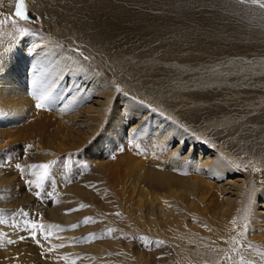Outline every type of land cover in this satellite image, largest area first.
Returning a JSON list of instances; mask_svg holds the SVG:
<instances>
[{
  "label": "bare ground",
  "instance_id": "1",
  "mask_svg": "<svg viewBox=\"0 0 264 264\" xmlns=\"http://www.w3.org/2000/svg\"><path fill=\"white\" fill-rule=\"evenodd\" d=\"M32 1L36 5L37 3L41 4L42 10L61 27L59 31L63 30L65 32V36L61 38L63 41L69 39L71 42H68V44L79 42L78 44L81 47L86 48L96 57L101 59L106 57L110 63L123 56L136 66H139V63L144 64V68H148L150 71L161 66L158 68L169 75L171 73L181 74L184 81H201V83L196 82L194 84L184 82L188 86L220 84L223 82L222 79L235 77L232 76V72L235 74L239 67L245 69L242 68L245 63H251L250 65L253 67L260 63L257 60L252 63V61H246L247 59L232 58L235 54L248 50L264 52V22L261 21L264 19V11L256 8L257 12L255 11L254 14L258 16L229 14V9L233 5L227 3L228 5L223 6L222 2L226 4L223 0H217L220 2L217 5L221 7L220 11L215 8L216 11H209V9L200 10V12L185 10L182 13L173 12L171 14L165 11L166 9L149 6L139 0ZM190 1L196 2L199 0ZM13 4L12 0H0V20L7 21V23L0 24V28H3L2 31L5 33V35H0V50H12V53L4 58L2 64H0V164L2 165L6 160L5 156L3 158L1 156L4 155L3 152L17 149L20 147L19 141L24 139L32 141L37 155L40 154L43 160H49L50 157H53L52 155H56L57 152H54V149L59 148L61 152L63 149L61 143L56 141L55 146L49 140L52 133L47 131L48 138L43 137V134L47 124L50 126L52 121L57 124L63 120L65 128L62 136L68 138L67 141L74 144L70 145L69 148H75V145L85 138V140L90 139L86 148H83L82 153H75L71 157L73 162L87 161V163H92L91 173L96 177L94 179L100 180L102 184L111 189L110 193L114 201L111 202L112 199L108 198L107 200H110V203L106 204V208L116 210L115 212L118 210V214L102 213L101 211L97 213L92 206L89 210L91 216L93 215L96 219V225L98 227L105 226L104 228L107 229L105 233L111 232L115 235L140 233L148 235L154 230L166 231L167 234H171L170 236L176 235L185 238L186 241L191 238L192 233L198 232L197 234H199L201 231L199 226H196L197 223L195 225L191 223V226L188 227L190 223L187 225L185 220L187 214L196 215L200 219H204V221H201L198 218L201 222L212 223L213 230L219 234L218 241L214 245L216 247L214 253H198L200 257L210 262L219 258L217 264H231L228 260L233 264H250V262L264 264V258L257 259L254 248L262 249L263 247L264 249V233L258 234L264 228V225L256 224V222L264 223V93L262 95L260 93L253 98L249 97L247 100L242 99L248 106L250 113L244 115L242 123L238 122V130H235L234 133L231 129L234 130L236 127L235 121L237 119L233 117L235 114L231 115L229 112H225L227 110H220L217 107L218 104H213L211 98L204 92L199 90L197 92L188 86L182 89L180 85L176 87L177 89L173 87V94H177L178 97L177 103L187 106L188 110H184L182 107L179 108L177 104L178 110L170 113L165 111L167 107L157 108L153 111L152 108H155L156 105L153 102L154 100L144 99V105H138L128 99V95L136 96V93L141 91L135 88L133 94V86L125 80L124 87L119 86L124 92L118 94V100H116L122 104V109L117 110L115 108L113 116L115 120H111L105 126V129L98 133L99 124L103 121L102 116L99 115V113L102 114L101 106L106 96L111 95L114 89L105 90L106 83L103 77L99 76L85 62L46 33L31 30L26 36L19 35L16 25H23L15 19ZM249 7L255 8L253 5ZM247 11L251 14L254 10L252 12L250 9ZM13 20L16 21V25L13 24ZM7 32L11 34L10 37L7 36ZM17 35L20 36L19 38H23L15 42ZM33 49H35V53H33ZM261 65L263 66L264 62H261ZM225 68H229L231 71L227 72V70H224ZM37 70H39L38 74L34 75ZM263 73L264 69L262 68L258 74ZM68 76H71V80L67 79ZM80 77H82V80ZM186 77H188V80H185ZM84 81L89 83L83 84ZM82 84L83 87L79 91L76 87H72V85ZM50 85L53 86L54 96L51 107L47 109L36 108L35 99L31 95L32 90L39 89L43 91L48 89ZM65 85H69V87L66 88ZM239 86L232 85L231 87L240 90ZM262 86H264L263 83ZM223 88L228 89L229 87ZM95 93L106 96L96 100L94 99ZM235 100L237 101V97L233 101ZM85 103H88V106L85 107L90 108L88 111L85 110L87 112H85V117H82L79 122L71 120L76 119V115L80 113L79 111L78 114L75 112L78 109L77 105L84 106ZM94 104H98L96 109L93 107ZM149 105H151V108L148 107ZM84 108H81V110ZM61 109L65 110L62 111ZM160 112L164 114H160ZM87 116L91 120L87 119ZM138 118L141 119L138 121ZM134 119L137 120V124H134L136 121ZM177 121H187L189 124L197 125L198 130H206L204 132L206 141L199 142L197 135L187 136V129L178 127ZM73 125L80 128L73 129ZM136 129L139 130L135 131ZM81 133L86 136L84 139ZM130 139L136 141L138 146L151 147L153 150L157 145L160 146L164 153H167V156L169 155L173 159V162L200 164L204 169L201 172L203 177L200 180L191 179L187 180L188 182H182L174 166H171L169 171L157 170L149 173L145 171L144 173L140 170V182L149 191L146 196H142V200L135 206L136 211L138 212L140 208H143L142 204H147V199L151 201L147 204V215L141 216L140 213L143 211L132 213L129 208L125 209V206L122 205V200L125 199L124 196L127 192L125 191L124 195H120V193L125 187L121 186V190H116L115 187H110L111 185L107 181L112 169L118 167V165L111 167L112 163L119 158L117 155L119 153L118 148L121 149L122 146L127 145ZM209 139L214 142H210ZM43 140L46 144L43 143ZM17 143L19 145L15 147ZM172 147H175V149L171 150ZM195 148L198 150L197 154H195ZM128 149L130 148H126V150ZM184 149L185 151L182 153ZM186 149L188 150L186 151ZM131 150L134 149L131 147ZM205 153L207 155L202 156ZM134 154L137 156V153ZM68 156L65 155V157ZM141 165H143V162H140L139 166ZM255 169H259V171ZM237 171L243 172L244 177L242 176V179L240 177L235 178L238 176ZM36 173L42 174V170ZM13 175L14 172L3 171L0 177V186L2 185L6 189L3 184L11 179L10 185L16 187L18 179ZM233 176L235 180L227 181L228 178ZM222 180L227 181L223 183L224 189L234 188L235 192L231 190L230 194L221 200L218 207L211 208V206V209H208L206 208L209 207L208 205L203 210L202 204L198 205L196 200L204 204L203 199L205 197L197 191L196 193L201 197L191 199L193 203H191L190 208L186 207L188 210H181L182 206L181 208L179 206V203L181 205L182 202L179 197L183 195V192L180 191L181 188L182 191L194 193L199 182L202 183V187L208 185L212 188L217 181ZM172 187L177 188L173 189ZM178 187L181 194L176 190ZM156 188L166 189V193L163 194L160 190L157 191ZM137 190L141 194L142 187L137 188ZM2 191H4L3 188L0 189V196H2ZM241 198L251 199V202L245 201V212L239 203ZM138 206L139 209L137 210ZM50 212L52 213V210ZM156 212L158 213L154 214ZM202 215H207V218ZM73 217L71 213H67L64 219L68 221L72 220ZM157 218L160 219L161 223L156 222ZM254 224L256 225L255 228L253 227ZM110 229L112 231H109ZM4 230L5 227L0 226V235ZM74 231V228L68 232H62L60 229L53 231L55 233L54 239L59 245H63V247L56 246L55 248L58 250L55 252L54 264H119L117 260L122 259V255H124L120 254L123 247L119 243L120 239L119 242L116 241L117 245L108 242L93 243L90 249L85 248L83 253H78L80 247ZM225 233H231V235L226 236ZM21 237L26 238L24 234ZM196 237V244L207 238L205 236L202 241V237L198 235ZM4 238L6 236H2L3 240ZM20 238L16 237V239ZM172 238L176 240L174 237ZM252 241L257 242V245L251 244ZM109 242L113 241L110 240ZM174 242H178V240ZM187 243L190 245L189 242ZM176 244L173 245L175 248ZM113 245L116 246V254L110 253ZM15 247L17 254H14L15 257L12 255L10 263L20 264L25 258L17 257V255L29 254L27 251L30 249L23 250L22 245L18 243ZM109 258L116 260L112 263L109 262ZM171 260L173 262V258L170 257L169 261ZM209 261L208 263L199 264H209ZM28 262H32L30 264H48L39 261L38 258H33ZM172 262L170 264H174ZM187 264L194 263L188 261Z\"/></svg>",
  "mask_w": 264,
  "mask_h": 264
},
{
  "label": "rangeland",
  "instance_id": "2",
  "mask_svg": "<svg viewBox=\"0 0 264 264\" xmlns=\"http://www.w3.org/2000/svg\"><path fill=\"white\" fill-rule=\"evenodd\" d=\"M139 1H142L143 3H147L149 6H154L157 8L159 7V9H163V10L166 9L165 11L169 12L170 14L173 12L182 13V12H185V10L186 11L189 10L193 12L195 11L200 12V10L205 11L208 9L209 11H216V10L220 11L221 10V7L217 6L220 4V2H218L217 0H213V1L212 0H199L196 2H193L190 0H139ZM223 1L226 2V4L222 2L223 6L228 5L227 3L233 5L229 9L230 10L229 14H233V15L238 14V15H243V16H247V15L248 16H258L254 14L257 12L256 8L259 10H262L256 6H254L255 8L249 7L251 5L240 3L239 0H223ZM12 2L14 3L13 6H14V13H15V6H16L17 0H12ZM24 2H25L27 13L30 19L28 21H20L18 18L15 17V19H17V21L21 23L23 27L29 28L31 30H37L40 32H44L50 37H52L56 42H58L59 44L67 48L69 51L75 54L80 60L85 62L86 65H88L99 76L103 77L106 83L105 90L109 91V89H112V90L114 89L111 95H107V96L105 95L106 96L105 99H108V100L104 99L103 105L101 106V109H100L102 110V114L99 113V115L102 116L103 121L102 123L99 124V127L97 129L98 133L101 132L103 129H105V126L109 122H111V120L112 121L115 120L113 119L114 110L122 109L121 107L122 104L118 103L116 100H118V94L124 92V90L120 89V91L117 92L116 86L121 85L124 87L125 80H127V83H129V85L133 86L132 88L133 94L135 93V90H136L135 88L141 91V92L138 91L139 93H136V96L131 95V94L128 95V99L131 100V102H134L135 104H138V105H144V102H145L144 99L150 100V101L154 100L153 102H155L156 105H155V108H152L153 111L156 110L157 108L161 109L162 107H167L165 111H167L168 113L178 110L177 108L179 105V103H177L178 97H177V94H173L174 88L177 89L176 87L179 85L181 86V89L185 86H188L185 83H192V84L196 82L201 83V81L199 80L198 81H193V80L184 81V78L183 76H181V74L171 73V75H169L168 73H165L160 68H158L161 66L155 67L153 68L152 71H150L148 68H144L145 66L144 64L139 63V66H136V64L132 63L131 61L129 62L126 59V57H123V56L119 57V59H116L111 63L106 57L102 59L99 57H96L93 53L89 52L86 48L84 49V47H81L78 44L79 42L78 43L75 42L76 44L74 42L68 44V42H71L69 39H67L66 41H63L61 37L65 36L64 34L65 32L63 30H61V32L59 31L61 27L57 25L55 22H53L50 19L49 15L44 10H42L41 4L37 3L36 5L32 0H24ZM236 3H239V4H236ZM247 8H249L251 12L253 10L254 11L251 14H249L250 12L247 11L249 10ZM261 21L264 22V19ZM2 30L3 28L2 29L0 28V35H5L4 31ZM7 36L10 37L11 34L7 32ZM19 37H20L19 35L15 37L16 38L15 42H17L19 39L22 40L23 37L22 38H19ZM77 47L80 48L82 55H78L75 52V49ZM83 57H87L88 59L85 61L83 60ZM221 57L224 58L223 56ZM234 57L240 58V59L243 58L244 60L247 59L246 61H252V63L254 62V60H257V62L260 61V63L264 62V52L257 51V50H248L245 52L237 53L232 58ZM260 63L256 64V66L254 67L250 65L251 63L250 64L245 63V65L242 66V68H245V69H241V67H239L238 71L235 74L232 72L233 74L232 76H235V77H230V79L229 78L222 79L223 82L220 84L212 83L209 86L206 84V85H195V86H188V87H191L192 90L195 89V91L197 92L200 91V92H204L205 94H207L209 98H211V101L213 104H218L217 107H219L220 110L222 111L227 110L225 112H229L231 115L235 114L233 117L237 119L235 121L236 127L234 130L231 129L232 132L235 133V130L236 131L238 130L237 126L239 125V123L243 122L244 115L250 113L248 106L245 104V101H243L242 99L244 98L245 100H247L249 97L253 98L260 93H261L260 95L264 93V86H262V83L264 84V73L258 74L260 73V69L262 68L264 69V65L260 66ZM229 68L228 69L225 68L224 70H227V72L229 70L231 71V69ZM154 70L155 72H153ZM248 74L249 75L252 74V75L249 76ZM185 80H188V77H186ZM232 85L234 86L240 85L239 86L240 90H237V89L235 90V88L231 87ZM223 87H229V88L227 89ZM148 93L150 94V96ZM230 93L232 96L230 95ZM105 96H103L102 94L95 93L94 99L96 100L98 98L101 99V98H104ZM235 97H237V101L236 100L233 101ZM239 97L241 98L240 100H239ZM106 101L107 103H105ZM85 106H88V103H85L84 106L77 105L78 109L75 112H77V114L79 112L80 113L76 115L77 120L76 119H71V120H73L74 122L76 121L79 122L82 119V117L84 118L87 113L86 111H88V109L90 110V108H86ZM150 106L151 105H149L148 107ZM93 107H95L96 109V107H98V104H94ZM181 107L184 110L185 109L188 110L187 106L179 105V108ZM81 108H84V109L81 110ZM110 108H111V111H110ZM160 114H164V113L160 112ZM141 118H138V121ZM87 119L91 120L90 118H88V116H87ZM58 123L56 124L55 122L52 121L50 126L47 124L46 126L47 128L45 127V133L43 134V137L45 136V138H48L47 136L48 132L52 133L51 134L52 136L49 138L50 142H52L55 145V142L57 141L61 143V146H62L61 148H63L61 152L59 151V148H57V150L54 149V152H57V154L52 155L53 157L52 158L50 157L49 160L48 159L43 160L40 157V154L37 155V152L35 151L32 145V141H28L26 139H24L23 141H19L20 143L19 142L18 143L20 145L18 143L17 145H15V147L18 145L20 146L17 149L16 148L11 149L10 152L6 151V152H3L4 155H1L2 158L3 156H5L6 160L5 162H3L2 165L0 164V177L3 171L9 170L10 173L14 172L13 176L17 177L18 182H17V186L13 187L10 185L9 182H11V179H9V181L7 180L6 183L3 184L5 185L6 189L2 185H1L2 187L0 186L1 187L0 189L2 190L3 188L4 190L2 191L3 192L2 196H0V226L5 227V230L0 235V264L1 263L11 264L10 263L11 257L13 256L15 257V255L17 254L15 250L16 249L15 246L17 243L22 245L23 250L30 249L27 251L29 254L17 255V257L20 256V258H25L24 261L20 262V264H23V263L30 264L32 262H28V260H32L33 258H38L39 261H43L48 264H54L55 252L56 250H58L55 248L57 245H59V243L54 239L55 233L53 231L55 229H60L62 232H68V231L73 230V227H71V225H78L77 227L74 228L75 238L77 239L78 246L80 247V251H78V253H83V251H85L84 250L85 248L90 249L93 243L102 244L103 242H108L110 244L114 243L117 245V242L120 241L119 243L121 247L123 245V247L125 248L122 247L120 251V254L121 255L124 254V255H122V259L117 260L119 261V264H163V263L170 264V262H172V260L169 261L170 257L173 258L172 263L174 264H177V263L187 264L188 261L190 263L193 262L194 264L208 263L209 260L206 261L203 257H200V254L198 253L213 254L214 253L213 251L216 248L214 245H216L218 241L219 234H217L218 233L217 231L213 230L212 223L206 224V222H201L202 220L204 221V219H200L199 216H196V215L187 214L188 216L186 215L185 217V220L187 221V225L190 223L188 227L191 226V223H193V225L197 223L196 226H199V228L201 229L199 234H197L198 232L192 233L195 236L192 235L191 238H188L187 240L189 241L187 240L185 241V238H182L176 235L170 236L171 234L170 235L167 234L166 231L163 232V231H155V230L148 235H144L140 233H135L132 235H126V234H121V235L116 234L115 235L114 233H111V232L105 233V231L107 230L106 228H104L105 226L98 227L95 222L94 223L93 222L82 223V221L87 217H93L94 220L96 221L95 217L93 215L91 216V214L89 213L90 206L94 207L97 213L98 211L99 213L101 211L102 213L108 212L110 214H113V213L118 214V210L117 212H115L116 210H109V208L108 209L106 208V206L110 203V200L112 199L111 200L112 202L114 201V198L111 196V193H110L111 189L108 186H105L104 184H102L100 180L94 179L96 177L93 176V174L91 173L92 163L90 162L87 163V161L73 162V160L71 159V157L75 153L80 154L83 152L84 150L83 148H86V145L88 144V141H90V139L85 140L86 136L81 133L83 139L84 138L85 139L83 141H79L80 142L78 143L79 145L76 144L75 148H69L70 145H74V144L71 143L70 141L68 142L67 141L68 138H64V136H62L64 133V128H65L63 120L59 121ZM134 124H137V120L135 121ZM73 126H74L73 129L75 128L76 130L80 128L75 125ZM177 126L180 128H184V129L186 128L187 136L197 135L198 137L197 140H199V142H201L202 140L206 141L205 140L206 136H204V132H206V130L205 131L201 129L198 130L199 127L197 125L195 126V124L193 123L189 124L187 121L186 122L177 121ZM53 135H55L57 138L59 137L60 140L57 139ZM209 140L210 142L211 141L214 142L211 139ZM43 143L46 144L44 140H43ZM133 143L134 145H132ZM28 145H32V147L29 148ZM136 145H137L136 141H134L133 139H130L128 144L125 146H122L121 148L125 150L121 151L120 148H118V152H119L117 154L119 157L117 160L118 162L115 161L117 163L114 162L111 165L112 168L114 167V165L116 166L118 165V167L112 169L111 171L112 173H110V176L108 175V179H107L108 184L111 185L110 187H115L116 190H121L120 189L121 186L125 187V189L123 190L124 192L121 191L120 193V195H124L123 193H125V191L127 192V194L125 193L126 196H124L125 201L122 200V205L125 206V209L129 208L132 211V213L136 211L135 206L138 204L140 200H142V196H146V194H148V191H149V189L146 186H145L146 188L145 189L143 187V184L140 182L141 181L139 179L141 177L140 172H139L140 170H142V172L144 173L145 171L149 173V172H153L157 170L158 171H169V168L171 166H174L176 167L175 171L178 174L179 179L182 182H188L191 179L200 180V178L203 177L201 172L204 169L202 168L200 164H196V163L195 164L194 163L180 164L177 162H173V159L169 155L167 156V153L165 154L164 150H162V148L158 145L157 147H155L154 150L151 147L150 148L146 146L143 147L142 145H139V147L136 148L135 147ZM131 147L134 150H131ZM126 148H130V149L126 150ZM174 149L175 147L171 150H174ZM187 150L188 149H186V151ZM195 150H196L195 154H197L198 150L196 148ZM66 151L67 153H65ZM184 151L185 149L182 151V153ZM134 153H137V156ZM149 154L150 156H148ZM65 155H67L68 157H65ZM206 155H207L206 153L202 154V156H206ZM50 160H56L57 164L52 169V175L48 179L44 180L41 183V186L38 188L36 185L38 182H40V178H37V177H40L41 174H37L36 172H38L40 169H33L30 166L32 164L45 163ZM140 162H143V165L139 166ZM16 164H20L21 168L17 169L15 167ZM236 174H238V176L235 178L240 177L242 179L244 177L242 171H237ZM109 177H110V180H109ZM235 178L234 176L230 177L227 179V181L232 180V179L235 180ZM227 181L226 180L217 181L215 186L212 188L208 187V185L203 186L204 187L203 188L201 185L202 183L199 182L198 183L199 185H197V188L195 189L194 193L182 191L183 189L182 188L180 189L178 187V189H176L177 192L180 194L181 192H183V195H180L179 197L182 200L181 205L179 203L180 208L182 206L181 210L182 209L184 211L188 210V208L186 207L190 208L192 205L191 203H193L191 199L193 198L199 199L201 195L205 197L203 199L205 201L204 204L203 202L201 203L199 200H196V203H198V205L202 204L201 207L203 210H205L206 208L211 209V208L218 207L221 203V200L224 199V197L228 196L231 190L235 192L234 188L224 189L225 186L223 185V183ZM140 187H142L141 194H139V191L137 190V188H140ZM172 188L174 189L177 187H172ZM10 189L11 190L14 189V190L11 191ZM179 189L181 192L179 191ZM159 190L163 194L166 193V189L158 188L157 191ZM197 191L199 194H201L200 196L199 194L196 193ZM209 191H212V192H209ZM36 192H40L39 197L36 195ZM108 198L109 199L111 198V199L107 200ZM216 198H217V203H216ZM241 199L239 203L243 211L245 212V208H246L245 201L251 202V199H243V198ZM257 199L259 200V198ZM102 200H105V201H102ZM150 201L151 200L148 201L147 199L146 203L149 204ZM155 202L159 204L156 200ZM147 204H142L143 208H140V209H139V206H140L139 205L137 208V210L139 209V211L138 212L136 211V213L143 211L142 213H140V215L141 214H142L141 216L147 215L148 214ZM208 205L209 207H206ZM50 210H52V213L50 212ZM67 213H71L74 216L72 220L67 221L66 219H64ZM157 213L158 212L154 214H157ZM202 216L207 218V215H202ZM96 218H99V217H96ZM198 218L201 221L198 220ZM32 221H35L36 223H42L46 226H52V227H46V230L44 233H41L39 229H36L35 231L37 235L34 238L30 234L32 232V229L28 227L29 222H32ZM156 222L161 223L160 219L158 220V218L156 219ZM256 224L264 225V223H257V222ZM209 226H211L212 228ZM255 226L256 225L254 224L253 227L255 228ZM203 229L206 231H204ZM98 230L99 231L101 230V231L99 232ZM7 232L8 234H6ZM19 233L22 235H20ZM201 233L202 235L200 236ZM260 233H264V228L260 232H258V234ZM23 234L24 236H26V238L21 239L20 237L23 236ZM89 234H95L96 238L90 237ZM196 234L199 237H202L201 238L202 241L205 236L207 237L206 239H204L203 241L204 243L201 242L199 244H196L197 243ZM228 235L230 236L231 233L226 234V236ZM2 236H6V238H4L5 241L2 239ZM16 237H19L20 239H16ZM172 237H174L176 240H173ZM194 239L196 240L194 241ZM9 240H12L14 242L9 243L8 242ZM110 240L113 242H109ZM177 240L178 242H174ZM37 241H39V243H37ZM158 241H162L163 243L158 244L157 243ZM187 242H189L190 245H188ZM175 244H176V248L173 246ZM251 244L257 245V242L252 241ZM258 244H261V243H258ZM115 247H116L115 245L112 246L110 253H113V254L117 253V251L115 250ZM254 248H255L257 259L264 258L263 247L262 249L261 248L258 249L257 247H254ZM49 249H52V250L49 251ZM101 249L103 248L101 247ZM88 254H93V253H88ZM189 256L190 257L192 256V257L190 258ZM186 257H189V258H186ZM113 260L114 258H111V259L109 258V262L114 263L116 259L114 261ZM217 260H212L213 263L212 261L211 262L209 261L210 262L209 264L211 263L217 264ZM179 261L181 262L183 261L184 263L183 262L181 263ZM228 261L231 264H233L230 260Z\"/></svg>",
  "mask_w": 264,
  "mask_h": 264
},
{
  "label": "snow or ice",
  "instance_id": "3",
  "mask_svg": "<svg viewBox=\"0 0 264 264\" xmlns=\"http://www.w3.org/2000/svg\"><path fill=\"white\" fill-rule=\"evenodd\" d=\"M240 3H244V4H250L256 7H259L260 9L264 10V0H239ZM14 16L16 18H18L20 21H28L30 19L28 13H27V8L25 5L24 0H17L16 6H15V13ZM7 23L6 20H0V24H4ZM13 24L16 25V21L13 20ZM19 35L21 36H26V34L31 31V29L20 26V25H16ZM75 52L78 55H82L81 50L79 47H77L75 49ZM12 53V50L9 49L7 51L4 50H0V64H2L4 58L8 57L10 54ZM33 53H35V49H33ZM87 57H83V60H87ZM37 73H34V75H37ZM67 79L71 80V76H68ZM80 79L82 80V77H80ZM89 82L84 81L83 84H88ZM82 85H72V87H76L77 91L80 90L81 87H83ZM65 87H69V85H65ZM86 90V89H85ZM116 91L119 92L120 88L119 85L116 86ZM31 95L33 96V98L35 99V107L38 109H47L50 108L52 105V102L54 100V96H53V86L50 85L48 89H45L43 91L39 90V89H33L31 92ZM62 111L65 109H61ZM139 129H136L135 131H138ZM29 148L32 147V145H28ZM137 147H139L137 145ZM121 151H123L124 149H120ZM114 158V157H113ZM57 164L56 160H50L48 162L45 163H40V164H32L30 167L33 169H40L42 170V174L40 176V182L37 183V187L39 188L41 186V183L48 179L51 175H52V169L53 167ZM15 167L17 169L21 168L20 164H16ZM256 171H259V169H255ZM31 183V182H30ZM36 195L39 197L40 196V192H36ZM50 195V194H49ZM83 206V205H82ZM89 222H96L94 220V218L92 217H87L85 218L82 223H89ZM78 225H71V227L75 228ZM28 227H30L32 229V232L30 233L34 238L36 237L37 233H36V229H39L41 233H44L46 230V227H52V226H46L42 223H36L35 221L29 222ZM109 231H112L111 229ZM90 237L92 238H96L95 234H89ZM47 238V237H45ZM21 239H23V237H21ZM143 239V238H142ZM9 243H13L14 241L9 240ZM37 243H39V241H37ZM158 244H162V241H158ZM57 247H63V245H57ZM52 249H49V251H51ZM250 264H254V262H250Z\"/></svg>",
  "mask_w": 264,
  "mask_h": 264
}]
</instances>
